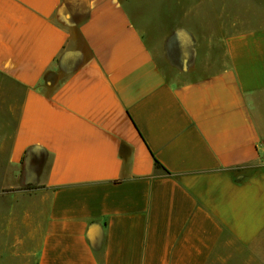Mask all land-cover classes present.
I'll use <instances>...</instances> for the list:
<instances>
[{"label":"crops","instance_id":"crops-1","mask_svg":"<svg viewBox=\"0 0 264 264\" xmlns=\"http://www.w3.org/2000/svg\"><path fill=\"white\" fill-rule=\"evenodd\" d=\"M129 4L0 0V75L23 92L0 264H215L221 247L263 264L264 27L194 35L201 65L169 75Z\"/></svg>","mask_w":264,"mask_h":264},{"label":"rangeland","instance_id":"rangeland-1","mask_svg":"<svg viewBox=\"0 0 264 264\" xmlns=\"http://www.w3.org/2000/svg\"><path fill=\"white\" fill-rule=\"evenodd\" d=\"M139 26L155 37L152 46L160 66L171 75L173 66L184 60L201 65L193 54L194 35L233 34L264 27V0H129ZM193 10V14L191 11ZM166 38V39H165ZM162 41V42H161ZM166 43L164 46L163 43ZM159 45H161L159 47ZM168 45L174 47L170 63ZM195 60V61H194ZM200 75V73H199ZM23 92L0 75V181L9 174V151L19 117ZM264 242V237H263ZM234 251V252H233ZM264 261V244H263ZM221 256L225 261L221 259ZM249 253L234 248H219L215 264H247ZM264 264V263H263Z\"/></svg>","mask_w":264,"mask_h":264},{"label":"trees","instance_id":"trees-1","mask_svg":"<svg viewBox=\"0 0 264 264\" xmlns=\"http://www.w3.org/2000/svg\"><path fill=\"white\" fill-rule=\"evenodd\" d=\"M156 166H157V168H159V169L162 168L161 165H160L157 161H156Z\"/></svg>","mask_w":264,"mask_h":264}]
</instances>
